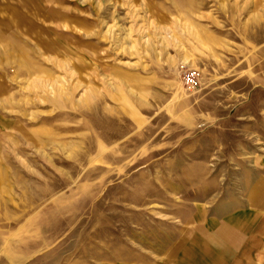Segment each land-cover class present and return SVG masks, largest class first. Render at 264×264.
Instances as JSON below:
<instances>
[{
    "label": "rangeland",
    "instance_id": "1",
    "mask_svg": "<svg viewBox=\"0 0 264 264\" xmlns=\"http://www.w3.org/2000/svg\"><path fill=\"white\" fill-rule=\"evenodd\" d=\"M207 199L264 264V0H0V264H160Z\"/></svg>",
    "mask_w": 264,
    "mask_h": 264
},
{
    "label": "crops",
    "instance_id": "2",
    "mask_svg": "<svg viewBox=\"0 0 264 264\" xmlns=\"http://www.w3.org/2000/svg\"><path fill=\"white\" fill-rule=\"evenodd\" d=\"M212 207L210 200L207 199L194 207V211L186 218L184 224L179 223V227H182H178L180 234H185L180 244L175 237L165 239L164 243L155 244L153 248H159L155 252L156 263L181 264L184 263L183 257H185V261L189 264H244V260L247 262L253 252L256 254V244L251 246L252 234L250 232L247 236L242 234L247 226L251 229L255 224L249 220L232 221L231 219L225 220L219 215L214 216L210 214L213 212ZM198 227L200 231L193 237L186 236L188 230ZM242 243H248L250 254H244L241 251ZM145 249L146 246H143L144 251ZM107 264L111 263L107 262Z\"/></svg>",
    "mask_w": 264,
    "mask_h": 264
},
{
    "label": "built area",
    "instance_id": "3",
    "mask_svg": "<svg viewBox=\"0 0 264 264\" xmlns=\"http://www.w3.org/2000/svg\"><path fill=\"white\" fill-rule=\"evenodd\" d=\"M185 81L186 83H188L189 85H196V81H195V78H194V74L192 73H189L185 76Z\"/></svg>",
    "mask_w": 264,
    "mask_h": 264
}]
</instances>
